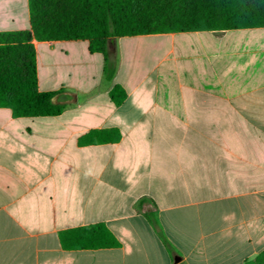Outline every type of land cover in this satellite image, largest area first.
Segmentation results:
<instances>
[{
    "label": "crops",
    "instance_id": "crops-1",
    "mask_svg": "<svg viewBox=\"0 0 264 264\" xmlns=\"http://www.w3.org/2000/svg\"><path fill=\"white\" fill-rule=\"evenodd\" d=\"M28 29L27 0H0V32ZM33 44L39 91L69 104L0 108V264H244L264 251V27L110 38L104 54ZM106 128L120 139L77 144ZM93 224L119 246L61 248L59 232Z\"/></svg>",
    "mask_w": 264,
    "mask_h": 264
},
{
    "label": "trees",
    "instance_id": "trees-1",
    "mask_svg": "<svg viewBox=\"0 0 264 264\" xmlns=\"http://www.w3.org/2000/svg\"><path fill=\"white\" fill-rule=\"evenodd\" d=\"M29 29L0 32V108L13 117L60 115L69 103H58L64 90L43 92L37 86L33 41L88 42L90 53L104 54L110 38L139 35L226 31L264 27V0H27ZM113 67L105 64L107 79ZM111 102L118 106L125 91L114 85ZM117 128L94 129L77 139L79 146L115 143ZM63 250H95L119 246L103 225L58 233ZM244 264H264V251Z\"/></svg>",
    "mask_w": 264,
    "mask_h": 264
}]
</instances>
